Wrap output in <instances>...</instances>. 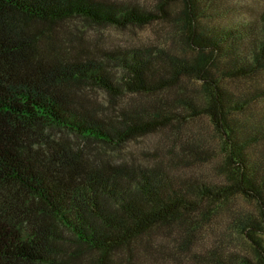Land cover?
<instances>
[{"label": "trees", "instance_id": "16d2710c", "mask_svg": "<svg viewBox=\"0 0 264 264\" xmlns=\"http://www.w3.org/2000/svg\"><path fill=\"white\" fill-rule=\"evenodd\" d=\"M177 1L189 57L155 47L100 59L51 30L74 19L121 28L168 21ZM157 8L161 15L108 0H0V264H264V112L223 84L264 72V10L254 21L210 24L230 8L221 0ZM189 75L202 82L203 104L177 101L210 119L228 179L110 158L106 148L170 125L156 93ZM88 87L105 92L115 112L93 104ZM127 94L149 100L119 105ZM170 126L173 149L194 153ZM231 195L257 206L232 224L254 260L206 242L203 203Z\"/></svg>", "mask_w": 264, "mask_h": 264}, {"label": "rangeland", "instance_id": "374dc122", "mask_svg": "<svg viewBox=\"0 0 264 264\" xmlns=\"http://www.w3.org/2000/svg\"><path fill=\"white\" fill-rule=\"evenodd\" d=\"M119 3H135L145 8L154 10L157 14L161 12L157 8L158 0H108ZM225 6L230 7L228 11L222 10V16L210 24L246 23L258 19L264 10V0H221ZM182 3L175 2L170 6V20L159 18L145 25L117 27L112 25H97L81 19L70 20L62 25H54L58 39L70 42L80 47L83 53L90 54L100 59L105 58V53L117 50H132L138 48H163L181 57L194 55L187 45L185 35L181 32V26L176 18H181ZM208 22V20H207ZM214 22V23H213ZM111 71L120 73L116 67H110ZM177 85L160 90L157 95L166 99L168 111L164 112V118L171 119L170 125L179 128L178 131L185 135L188 143L193 146L190 154L183 156L178 148L173 149L171 141V126L161 127L155 131L137 137L119 148H106L112 159H125L133 162L154 164L164 161L171 169L187 170L200 180L225 182L229 171L225 165L222 150V141L219 133L215 130L210 119L206 115H193V110L177 99H183L200 108L204 100V88L202 82L193 76H184ZM180 84V85H179ZM223 84L236 95L250 96L254 110L264 112V72L258 73L250 78L225 79ZM89 100L102 111L113 114L116 103H110L108 95L98 88H86ZM153 96V95H152ZM151 96V97H152ZM254 99V100H253ZM148 95H130L120 97L119 105L123 102L147 103ZM162 117V118H163ZM173 127V126H172ZM58 134H61L58 133ZM63 135V134H61ZM191 149V148H190ZM189 155V156H188ZM184 158L186 163L182 161ZM206 210L208 224L204 229V236L208 245H217L218 241L228 252L244 255L254 260L250 244L245 237L238 233L233 227L234 218L243 213L257 214L255 202L240 195H231L216 200H206L203 203Z\"/></svg>", "mask_w": 264, "mask_h": 264}]
</instances>
